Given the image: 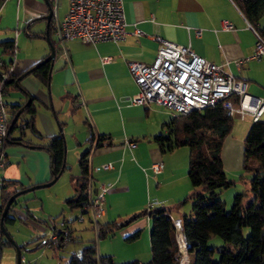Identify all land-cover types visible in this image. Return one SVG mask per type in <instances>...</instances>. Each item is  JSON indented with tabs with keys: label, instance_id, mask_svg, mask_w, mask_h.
Segmentation results:
<instances>
[{
	"label": "crops",
	"instance_id": "obj_1",
	"mask_svg": "<svg viewBox=\"0 0 264 264\" xmlns=\"http://www.w3.org/2000/svg\"><path fill=\"white\" fill-rule=\"evenodd\" d=\"M0 7L2 8L0 13L7 8L12 11L14 9L19 30L28 39L34 40V49L27 58L19 54L17 49L14 51L10 66L14 77L8 81L3 97L9 110L8 117L10 116L11 119L19 109L21 111L24 109L27 100L34 108L30 125H25L23 128H20L19 124H25L24 120H28L29 115L21 111L18 113L14 121L15 125L13 128L10 127L3 147L5 166L12 165L3 170L2 176L18 180L26 186L39 184L51 178L50 154L42 147L47 137L59 135L61 131L66 149H76L73 146L69 147L66 140L67 120L70 115H75L74 110L80 105L83 104L85 107V112L94 129L108 134L112 132L109 122L115 120L109 112L118 115L120 109L139 106L129 104L125 100L126 97L136 93L135 89L137 90L128 73L126 62L149 63L157 48V42L153 36H159L180 45H189L195 54L205 60L223 64L227 71L245 82L246 91L249 94L264 100V53L258 59L245 60L240 66L235 64L236 61L253 53L255 35L248 26L249 21L230 0H122L127 32L123 40L85 44L72 39L63 42L62 47L55 44L57 52L49 67L47 84L41 83L33 72L15 80L24 69L37 63L47 54L45 35L50 40L55 39L54 21L62 18L67 7V0L56 1L54 16L51 13L52 3L49 0H1ZM48 11L50 17L46 21L44 16ZM224 19L231 22V29L223 28L222 20ZM133 26L140 30V35L132 34ZM258 26L261 28L259 22ZM20 31L15 33L16 37L13 39L15 48L19 41H25L24 38H19ZM102 56H109L110 60L101 62ZM120 92L126 97H122ZM236 118L238 121L236 123L233 121L231 132L223 139L221 146L223 169L226 176L233 181H237L235 178L243 173V138L252 122L248 116ZM80 132H82L81 129ZM77 143L75 145H78ZM98 148L99 151L113 152L98 163V165L110 163L111 168L96 171L100 174H97L95 181L93 180V190L100 182L111 183V188L106 192L108 193L106 200L109 202L113 195L129 190L128 181L131 170H134V175L138 176L143 187L139 208L145 209L150 200L144 199V191L146 194L156 195L148 189L152 175L148 166L154 161L162 162L159 160L161 156L157 148L150 149L146 155L141 154V150L144 149L136 148V144L131 149L126 141L120 144L111 141L110 146L102 145ZM132 152L139 153L138 160L141 162V165H135L134 168L131 163ZM10 159L15 161V165L9 162ZM20 163H25L31 174L19 173ZM161 165L162 172L157 175H161L159 178L161 183H167V180L172 177L171 167L166 168L162 163ZM6 172L12 176L5 175ZM242 175V178L248 180V173L244 172ZM175 191H178L180 195L175 193L174 199L186 196L190 192V185H184ZM157 197L151 200L158 201V205L161 204V199H167L165 196ZM105 214L106 211L102 209L100 216ZM136 230L138 235L142 230L140 234L144 235L145 241L148 239L149 218L147 215L138 216L119 232L124 238ZM51 238L54 239L53 233ZM217 244L221 242L218 241ZM132 258L141 261V257L137 254H134Z\"/></svg>",
	"mask_w": 264,
	"mask_h": 264
},
{
	"label": "trees",
	"instance_id": "obj_2",
	"mask_svg": "<svg viewBox=\"0 0 264 264\" xmlns=\"http://www.w3.org/2000/svg\"><path fill=\"white\" fill-rule=\"evenodd\" d=\"M236 6L264 38V27L258 26L259 19L264 14V0H238ZM14 51L13 38L0 39V79L1 74L5 75L3 90L14 77L10 71ZM31 72L41 83L47 84L48 63ZM8 111L7 109V113ZM21 112L29 115L28 120H24V125H30L34 114L33 106L28 103ZM10 119L9 116L8 124ZM14 125L13 122L11 128ZM232 126L233 118L227 116L221 104L217 103L214 106L170 116L162 123L161 131L151 137L159 153L170 152L179 146L187 147L186 178L190 192L184 200L190 201V212L179 216V228L187 250L192 254L189 264H264V119L252 121L243 138L242 171L249 174L248 184L252 198L247 199L244 192H237L230 209L227 210L224 202L218 198V193L234 184V181L226 176L221 160L223 139L231 132ZM87 127L86 141L92 146V150L102 145H111L108 133L97 132L91 123H87ZM4 145L5 141L3 147ZM42 147L50 154V177L58 176L65 167L63 137L51 135L45 139ZM89 156L90 147L77 156L78 172L70 176L73 191L63 200L69 209H79L80 214L88 213V191L93 192L94 189ZM243 173L239 175L240 178ZM23 187L18 180L0 179V213L8 196ZM13 203L14 199L2 217V224L13 222V216L8 215ZM140 215H147L149 218L147 260L115 262L111 255L97 254L92 239L77 253H71L65 264H175L176 243L172 219L162 205H155L147 210L145 208L121 222L112 220L100 224L95 220V227L92 228H95L96 238H102L112 235L115 230ZM246 226L250 228V232L244 236L243 228ZM51 230L54 239L45 241L48 246L56 243L59 245L64 238L72 239L71 230L66 227L58 229L51 226ZM213 236L222 239L224 244L208 246L207 240ZM137 237L136 230L125 236L124 240L131 241ZM228 243L234 246L233 250L229 248ZM6 245H9V242L0 231V251ZM214 253L218 254V259L214 258Z\"/></svg>",
	"mask_w": 264,
	"mask_h": 264
},
{
	"label": "rangeland",
	"instance_id": "obj_3",
	"mask_svg": "<svg viewBox=\"0 0 264 264\" xmlns=\"http://www.w3.org/2000/svg\"><path fill=\"white\" fill-rule=\"evenodd\" d=\"M259 23L261 27L264 26V14L259 19ZM17 25L19 24L16 22L14 9L13 11L8 8L5 9L3 13H0V38L11 37L14 39L16 37L15 33L20 31ZM20 32L19 38H24L23 40L25 41H19L15 50L17 49L19 54H23V57L27 58L34 49V40L28 39L22 31ZM134 91L136 92L137 90L135 89ZM119 94L122 95L123 93L120 92ZM122 97L126 96L122 95ZM74 111H76L75 115H70L67 120L68 130L66 131V140L69 147L73 146L76 149L72 150L69 148L67 150L64 141V161L66 163L64 170L56 177L54 182L15 196L14 203L8 211V215L14 218L13 222L3 224V228L14 246L9 243V245L2 247L0 251V264H15L16 248L18 249L19 259H22L20 264H65L67 257L71 253H77L84 244L92 239L97 254L111 255L115 262L135 259L132 258L134 254L141 257V261H145L149 257H147L149 252L148 239L144 240V235L140 234L142 230L139 232L138 237L131 241L124 240L123 235L119 232L124 226L115 230L112 235L96 238L89 213L80 214L79 209H69L65 205L64 198L71 195L73 191L70 176L76 175L78 172L76 164L77 156L90 147V164L94 166L95 164L98 165L109 153L113 152L99 151V148L95 149V151L92 150V146L86 141L88 135L87 123H90L91 120L85 112L83 104ZM118 111V115L117 113L111 114L109 112L110 115L115 117V120H110L109 122V128L112 131L109 132L110 141L120 144L129 139H136L134 141L136 148L144 149L141 150V154L145 155L148 154L150 149L156 148L151 137L161 131L160 126L171 116L169 110L155 103H150L146 106L139 105L137 108L120 109ZM237 119L234 117L233 121L236 123ZM80 129L82 132H80ZM59 132L60 134L62 133L61 131ZM76 142H78V145H75ZM132 153L133 158L131 159V163L133 164L132 168H134L136 167L135 165H141V162L138 160L139 153ZM159 156H161L159 160L162 161L161 163L166 168L171 167L172 177L167 180V183H161L159 180L161 175H154L152 177V174L150 176L152 181L149 180L148 189L156 195H152L151 193L146 194L144 191V199L151 200L154 197L158 198L157 196H165L167 199H161L160 205L166 208L172 220L179 224V216L182 213L187 214L190 212V201L184 200L185 196L173 198L175 193L180 195L178 191H175L177 188H182V186H188L189 184L186 178L187 147L179 146L170 152L159 153ZM9 157L11 158V156ZM9 162L15 165L14 160L10 159ZM7 166L0 169V179H7L2 176L3 170ZM18 170L19 173L26 172L31 174L25 163H20ZM134 173L135 171L131 170L128 191H120L113 195L109 202L106 200L108 193H105V200L101 208L106 211V214L105 216L98 215L95 218L98 223L102 224L112 220L121 222L133 213L141 211L142 208H139V202H141L143 195V187L141 186L142 182L140 184L138 176H135ZM146 173H149V171H146ZM97 174L100 173L94 171L91 173L94 181ZM5 175L12 176L8 172ZM238 177L235 178L237 181H234V184L222 189L218 193V198L224 202L227 210L230 209L234 195L237 192H244L247 199L252 198L248 180ZM42 183L44 182L39 184ZM23 185L22 189L32 186ZM79 218L81 219L80 221L78 220ZM51 226H55L58 229H63L64 227L70 228L72 239L62 241L59 245L56 243L48 246L45 244V241L51 239ZM249 232L250 228L248 226L243 228L244 236L248 235ZM218 241L221 244H217ZM222 244H224V241L217 236H213L207 240L208 246ZM228 246L230 249H234L232 244L228 243ZM214 258L218 259L217 253H214Z\"/></svg>",
	"mask_w": 264,
	"mask_h": 264
},
{
	"label": "built area",
	"instance_id": "obj_4",
	"mask_svg": "<svg viewBox=\"0 0 264 264\" xmlns=\"http://www.w3.org/2000/svg\"><path fill=\"white\" fill-rule=\"evenodd\" d=\"M52 3L51 13L55 14L57 0ZM236 6L238 0H230ZM122 0H67L65 13L53 25L54 44L63 46V42L77 39L81 43L118 42L127 35L125 30ZM222 26L228 30L232 28L230 21L222 20ZM248 26L255 35L253 53L235 62L240 66L248 59H258L264 53V38L249 23ZM132 34L140 35L138 28L133 26ZM157 48L153 59L149 63L127 61L126 67L130 77L137 87L134 95L125 100L132 105L146 106L155 103L169 110L171 116L186 113L190 110H199L206 106L220 103L229 117H250L251 121L263 119L264 100L254 97L246 91L245 82L237 79L227 71L223 64H216L195 54L189 45H180L159 36H153ZM110 60L109 56L100 57L101 62ZM0 79V169L5 164L3 143L7 136L8 113L4 101L2 82ZM25 125L19 124L20 128ZM128 147L135 146L134 141H126ZM110 163L91 166V171L110 169ZM148 170L157 175L162 172L159 161L149 164ZM112 184L100 182L95 190L88 191L90 220L102 212L105 193ZM158 205V201L150 200L146 210ZM81 220L80 218L78 219ZM173 236L176 243L175 264H189L192 254L187 250L186 243L181 235L179 225L172 220ZM95 230V228H94ZM66 239L64 238L63 241ZM22 259H19V263Z\"/></svg>",
	"mask_w": 264,
	"mask_h": 264
},
{
	"label": "water",
	"instance_id": "obj_5",
	"mask_svg": "<svg viewBox=\"0 0 264 264\" xmlns=\"http://www.w3.org/2000/svg\"><path fill=\"white\" fill-rule=\"evenodd\" d=\"M46 2V1H45ZM45 17V20L48 21L49 17H50V12L48 11L47 14L44 16ZM45 38H46V42H47V47H48V52L47 54L41 59L39 60L37 63L33 64L32 66H30L26 71L22 72L20 75H18V77L16 78L15 81L19 80L21 77L25 76L26 74L30 73L32 70H34L35 68H37L38 66L44 64V63H48L49 67L51 66L54 58L56 57V52H57V49H56V45L54 44V40H50L48 38L47 35H45ZM29 100L26 101V103H28ZM26 103L24 105H26ZM23 105V106H24ZM21 110L19 109L15 114L14 116L12 117V119L10 120L8 126H7V133L12 125V123L15 121L18 113L20 112ZM57 176H52L47 182H44L42 184H37V185H32V186H29L27 188H24V189H21V190H18V191H15L13 192L12 194H10L8 196V198L6 199V201L4 202V205L1 209V213H0V231L2 233V235L4 236V238L6 240H8V242L10 244H12L14 246V244L12 243V241L8 238V235L7 233L5 232L4 228H3V224H2V217L3 215L6 213L7 211V208L9 206V204L13 201V199L15 198L16 195L20 194V193H23V192H26V191H29V190H32L34 188H37V187H41V186H47L51 183L54 182V180L56 179ZM94 191V190H93ZM15 264H19V253H18V249L16 248L15 249Z\"/></svg>",
	"mask_w": 264,
	"mask_h": 264
}]
</instances>
